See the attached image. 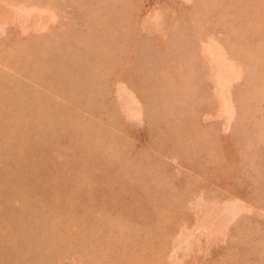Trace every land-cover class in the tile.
I'll list each match as a JSON object with an SVG mask.
<instances>
[{
    "label": "rangeland",
    "instance_id": "374dc122",
    "mask_svg": "<svg viewBox=\"0 0 264 264\" xmlns=\"http://www.w3.org/2000/svg\"><path fill=\"white\" fill-rule=\"evenodd\" d=\"M0 264H264V0H0Z\"/></svg>",
    "mask_w": 264,
    "mask_h": 264
}]
</instances>
